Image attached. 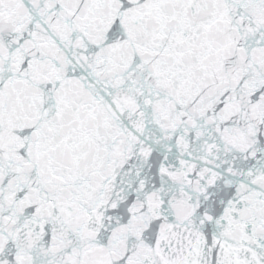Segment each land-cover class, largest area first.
Listing matches in <instances>:
<instances>
[{
    "label": "snow or ice",
    "instance_id": "snow-or-ice-1",
    "mask_svg": "<svg viewBox=\"0 0 264 264\" xmlns=\"http://www.w3.org/2000/svg\"><path fill=\"white\" fill-rule=\"evenodd\" d=\"M0 264H264V0H0Z\"/></svg>",
    "mask_w": 264,
    "mask_h": 264
}]
</instances>
